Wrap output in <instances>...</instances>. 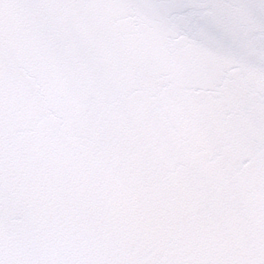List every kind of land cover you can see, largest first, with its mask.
Masks as SVG:
<instances>
[{
	"label": "snow or ice",
	"instance_id": "snow-or-ice-1",
	"mask_svg": "<svg viewBox=\"0 0 264 264\" xmlns=\"http://www.w3.org/2000/svg\"><path fill=\"white\" fill-rule=\"evenodd\" d=\"M0 264H264V0H0Z\"/></svg>",
	"mask_w": 264,
	"mask_h": 264
}]
</instances>
